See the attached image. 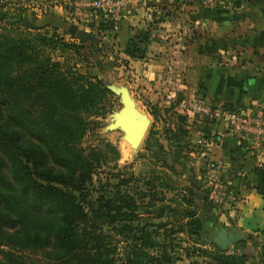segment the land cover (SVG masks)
I'll use <instances>...</instances> for the list:
<instances>
[{
	"label": "trees",
	"instance_id": "1",
	"mask_svg": "<svg viewBox=\"0 0 264 264\" xmlns=\"http://www.w3.org/2000/svg\"><path fill=\"white\" fill-rule=\"evenodd\" d=\"M9 17L0 25V264H175L183 256L188 264H202L204 256L208 264H245V252L223 250L205 237L197 210L220 206L205 188L153 167L145 175L127 172L110 140L84 144L98 123L92 116L107 110L110 88L82 72L73 52L97 39L76 37L73 23L63 26L65 38L41 19L31 22L30 14ZM114 24L102 18L89 26L99 35ZM150 40L148 23L122 50L144 57ZM176 116L175 128L162 129L168 142L187 134L186 116ZM204 135H212L209 128ZM145 147L170 171L169 162L185 161L151 129Z\"/></svg>",
	"mask_w": 264,
	"mask_h": 264
},
{
	"label": "crops",
	"instance_id": "2",
	"mask_svg": "<svg viewBox=\"0 0 264 264\" xmlns=\"http://www.w3.org/2000/svg\"><path fill=\"white\" fill-rule=\"evenodd\" d=\"M69 1L48 0L44 4H51L56 17L61 18L68 17ZM236 1L232 11L178 1L176 10L157 5L149 13L130 1L112 28L100 30L97 42H116L121 47L129 63L128 86L135 101L145 107L149 130L166 151H180L185 157L184 163H168L175 171L188 173L183 184L201 191L207 188L208 172L231 181L234 192L229 204L218 207L208 203L207 208L197 210L203 217L205 237L215 243L220 227L242 232L245 240L229 245L227 251L245 252V264H264V150L259 156L243 140L227 132L217 133L220 125L187 116L178 103L199 94L211 105L264 104V0ZM148 23L151 40L145 56H129L122 50L125 42ZM177 113L186 116L187 134L168 142L162 129L165 125L175 128ZM206 128L215 137L200 155L196 141ZM157 165L164 167L159 162ZM199 260L208 264L210 257ZM188 261L183 256L175 264Z\"/></svg>",
	"mask_w": 264,
	"mask_h": 264
},
{
	"label": "rangeland",
	"instance_id": "3",
	"mask_svg": "<svg viewBox=\"0 0 264 264\" xmlns=\"http://www.w3.org/2000/svg\"><path fill=\"white\" fill-rule=\"evenodd\" d=\"M40 0H0V15L5 12L8 14V18H3L0 20V25L5 24L9 21V16L20 18L26 17V14H30L31 22L34 21L36 17L41 19L44 24H47L48 29L51 31L52 27H56L60 34L62 33L63 26L67 23H73L75 25H80L74 19H72V15H68V17L62 16L61 18H57L56 14L51 7L50 4H44L48 0H42L43 3H39ZM68 8V7H67ZM69 11V10H68ZM232 11V10H230ZM52 16V18H51ZM21 26H24L22 23ZM82 26V25H81ZM79 26V27H81ZM235 26V25H234ZM239 27V26H238ZM236 27V28H238ZM91 30V29H87ZM92 31V30H91ZM96 34V31H92ZM101 33H99L100 35ZM65 38H69V34H63ZM76 37H79L76 34ZM98 40V39H97ZM94 41H85L82 43V47H80L79 52H73L74 58L77 59V66L82 72H87L90 75H95L101 78L109 87L110 92L107 94V98L105 99V107L107 110L104 114L98 116H92L93 119L98 120L97 125L93 129H89L86 135L83 137V142L85 143H99V139L104 138L113 142L119 151L118 163L120 166L126 165L125 170L130 172L133 170L137 174L145 175L149 172V170L153 167L155 171H164L167 175H171L173 178H179V183H185V179L188 173H181L180 168L177 167L179 172L170 171L165 169L163 166H158L154 159L151 158V154L146 150V144L148 140V136L150 135L149 126L145 131L142 140L138 144L137 147H132L129 153L126 155L122 151V146L124 141V131L121 127H110L109 123L112 121L111 114L114 111H117L122 106V102L120 99V92L123 89H128L130 94V87L128 83L130 81V73L126 72L128 67V61H126L121 51V47L116 42L111 44L105 42H97ZM135 94V93H134ZM132 97L135 101V95ZM137 109L140 111L144 120L148 121L143 112V107L141 102L135 101ZM91 118V119H92ZM128 144V143H127ZM168 158H171L170 153H165ZM130 164V166H129ZM179 173V174H178ZM174 191H168V195H171ZM229 204V199L226 200L223 205Z\"/></svg>",
	"mask_w": 264,
	"mask_h": 264
},
{
	"label": "built area",
	"instance_id": "4",
	"mask_svg": "<svg viewBox=\"0 0 264 264\" xmlns=\"http://www.w3.org/2000/svg\"><path fill=\"white\" fill-rule=\"evenodd\" d=\"M130 1L140 4L148 13L154 10L157 5H164L167 8L176 10L175 4L178 1L185 3L195 2L203 7H221L234 10L232 0H70L68 3V15H72L78 24L89 26L93 21L100 19H112L117 22L127 10ZM179 106L187 116L199 121L208 119L222 128L217 133L227 132L241 141L244 145L259 156L264 150V104H249L235 106L230 109L223 105H211L204 101L200 95L189 99H182ZM214 135H200L197 144L201 147L200 155H204L205 148L214 139ZM211 167V166H210ZM212 168V167H211ZM207 176V197L213 203L221 205L232 195L229 187L231 181L228 177H220L219 174L208 172ZM242 173V172H238Z\"/></svg>",
	"mask_w": 264,
	"mask_h": 264
},
{
	"label": "water",
	"instance_id": "5",
	"mask_svg": "<svg viewBox=\"0 0 264 264\" xmlns=\"http://www.w3.org/2000/svg\"><path fill=\"white\" fill-rule=\"evenodd\" d=\"M76 34L84 40L98 39L94 32L82 27L77 28ZM120 99L122 106L111 114L112 121L109 126L121 127L124 131V138L134 147H137L149 126V122L142 117L128 89L121 90ZM245 237L246 235L242 232L220 227L217 229L213 240L221 249L225 250L229 245L235 244Z\"/></svg>",
	"mask_w": 264,
	"mask_h": 264
},
{
	"label": "bare ground",
	"instance_id": "6",
	"mask_svg": "<svg viewBox=\"0 0 264 264\" xmlns=\"http://www.w3.org/2000/svg\"><path fill=\"white\" fill-rule=\"evenodd\" d=\"M126 144H127V140H125ZM132 143L129 142V144H127V146L123 143L122 146V151L123 153L125 152V150H127L128 152H130V150L132 149V147H134L133 145H131Z\"/></svg>",
	"mask_w": 264,
	"mask_h": 264
}]
</instances>
